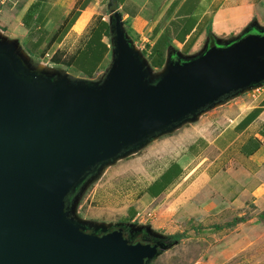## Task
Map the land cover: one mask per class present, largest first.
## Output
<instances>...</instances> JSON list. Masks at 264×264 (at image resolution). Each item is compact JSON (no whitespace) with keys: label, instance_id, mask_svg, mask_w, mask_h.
<instances>
[{"label":"water","instance_id":"water-1","mask_svg":"<svg viewBox=\"0 0 264 264\" xmlns=\"http://www.w3.org/2000/svg\"><path fill=\"white\" fill-rule=\"evenodd\" d=\"M110 14L101 81L51 73L0 34V264H149L168 242L87 230L68 195L106 162L264 82L262 27L196 55L170 50L150 81L116 3Z\"/></svg>","mask_w":264,"mask_h":264},{"label":"crops","instance_id":"crops-1","mask_svg":"<svg viewBox=\"0 0 264 264\" xmlns=\"http://www.w3.org/2000/svg\"><path fill=\"white\" fill-rule=\"evenodd\" d=\"M36 1L0 0V34L15 40L20 49L29 35L23 17ZM95 3L96 0L88 2L63 38L54 42L45 56L59 50L63 52L61 59L75 55L70 67L74 65L82 49L81 44L74 47V36L82 33L94 11L89 12L81 30L75 28L77 21L88 6L93 10ZM54 10H60L54 0H45L42 21L32 24L33 32L41 30L45 35L41 49L71 11L67 9L54 16ZM117 10L126 32L142 52H149L165 32L172 37L171 47L191 56L205 48L202 44L207 40V33L217 40H225L237 36L250 24L264 28V0H119ZM54 21L60 23L55 31L49 28ZM101 41L106 42L105 37ZM109 52L110 48L105 55ZM165 140L169 141L164 148L166 157L180 152L164 168L176 163L181 173L155 197L145 189L142 198L149 205L177 209L180 214L181 205L190 203L200 211L201 215L196 218L201 222L208 218L220 220L226 213H232L239 220L260 217L259 223L264 225V88L229 100ZM193 161L197 164L190 166ZM249 209L251 216L245 217ZM249 238L244 239L249 245L239 252L244 256L251 252L248 246L253 239ZM236 249H229L230 258L239 254Z\"/></svg>","mask_w":264,"mask_h":264},{"label":"rangeland","instance_id":"rangeland-1","mask_svg":"<svg viewBox=\"0 0 264 264\" xmlns=\"http://www.w3.org/2000/svg\"><path fill=\"white\" fill-rule=\"evenodd\" d=\"M82 1L54 0L60 10H54L53 15L57 16L59 12L61 14L67 9L73 10L75 7H79ZM110 3L111 0H96L93 10L91 6H88L77 21L75 28L81 30L87 22L89 12L94 11V14L82 33L79 36H74V47L81 44L82 49L86 48V38L98 19L110 21L111 14L109 11L112 7ZM59 24L54 21L49 28L54 30ZM252 27L260 29L261 26L253 25ZM241 34L216 43L227 44V41L235 40ZM105 41L109 45L110 52L107 55H102L101 58H95L91 54L89 56L82 54L78 56V60L72 67H66L62 64L52 66L48 63L53 55L51 51L48 56H44L40 61V64L43 65L41 68H48L47 71L51 73L67 72L72 79L78 81L85 79L101 81L105 78L111 62V36L105 38ZM205 41L202 45L206 48ZM139 51L142 53L140 49ZM180 54L182 53L180 52ZM144 57L147 59L145 55ZM32 60L30 59L31 63ZM27 66L31 70L34 68L33 65ZM160 72L161 70L153 69L150 81L156 80ZM90 73L93 74L92 77H88ZM52 77H55V74ZM261 87L264 88V82L259 88ZM251 91L248 90L227 98L219 106L214 105L206 108L204 113L195 118L196 120L186 121L172 131L151 137L142 146L131 149L128 153L103 164L92 176L87 177L68 195L66 207L69 209L70 216L84 225L87 230L95 233L101 232L103 229L109 231L113 227L126 225L130 226L131 229H136L137 234L142 235L141 238L164 239L169 243V246L154 257L149 264H264V225L259 223L260 217H257L256 220L247 221V219L234 218L232 213H226L220 220L208 218L201 222L196 218L201 213L193 204H182L179 210L180 215L177 213V209H165L161 205H149L147 199L142 198L148 184L160 172L165 171L167 167H164L172 159L178 157L180 152L179 150L175 151L172 156L166 157L164 148L167 147L169 141L166 142L165 139L175 135L184 126L195 123L201 115L215 111L229 100L247 95ZM195 164L197 162L193 161L190 166ZM131 208H135L136 212L141 213L139 217L141 221L135 216L132 219H127ZM250 212L252 211L249 209L244 216H251ZM189 214L193 217H184ZM179 234L181 235L177 239H172L173 236ZM250 236L253 239L251 246H248L251 252L244 256L243 252H239L246 249V244L249 242H245L244 239L245 237L250 239ZM133 237L130 236L129 238L134 239ZM234 247L237 248L239 254L232 255L230 258L229 249Z\"/></svg>","mask_w":264,"mask_h":264},{"label":"trees","instance_id":"trees-1","mask_svg":"<svg viewBox=\"0 0 264 264\" xmlns=\"http://www.w3.org/2000/svg\"><path fill=\"white\" fill-rule=\"evenodd\" d=\"M45 0H37L34 2L29 10L23 17V23L25 27L29 30L28 38L25 39L23 43V50L31 56L35 63H40L41 59L45 56L48 52V49L54 42H59L67 30L72 26L76 18L79 16L80 11L87 6L90 0H83L80 3L79 7H75V9L71 10L68 16L64 19V22L57 28V30L47 39L46 45L44 48H40L41 44L45 40V35L39 31L33 32L32 24L36 22L42 21V4ZM116 3V9L119 5V0H111V5ZM110 12V11H109ZM253 25H248L244 28L242 34L247 31L248 29L253 28ZM40 33V34H39ZM241 34V35H242ZM239 35V34H238ZM237 35V36H238ZM111 36L110 32V23L104 19H98L96 24L91 28L87 37L86 48L81 49V56L82 54L89 56V54L93 55L95 58H101V56L105 55L106 51L109 50L107 48V43L102 42L101 39L105 37L106 39ZM35 37V40L32 41L31 38ZM172 37L169 33L165 32L159 36L158 40L154 43L151 47L149 52L143 51V54L146 56L148 63L154 70H160L167 57V51L176 50L174 47H171ZM217 42L216 37L211 34L207 33V40L206 45L207 47L215 45ZM171 48V49H170ZM62 52L56 50L49 60V64L52 66H58L57 64H62L66 67H70L74 61L75 55H69V57L61 59ZM102 56V57H103ZM78 60V59H77ZM56 64V65H54ZM181 173V168L178 164L173 163L171 164L165 171H163L150 185L146 187V192L149 193L151 196L155 197L162 193L168 186L171 184L175 178L179 176ZM136 214V209L131 208L129 210V215L127 219H132ZM179 235H175L172 238L177 239Z\"/></svg>","mask_w":264,"mask_h":264},{"label":"flooded vegetation","instance_id":"flooded-vegetation-1","mask_svg":"<svg viewBox=\"0 0 264 264\" xmlns=\"http://www.w3.org/2000/svg\"><path fill=\"white\" fill-rule=\"evenodd\" d=\"M118 228H121L123 230V233L126 234V236L129 238L130 236H134L133 238L134 239H130L131 242H136L138 240L141 239V236L142 235H138L137 234V230L136 229H131L130 226H126V225H120V226H117V227H113L111 230L109 231H112V230H116ZM173 239V238H172ZM145 241L146 242H157V241H165L164 239H160V238H155V237H150V238H145Z\"/></svg>","mask_w":264,"mask_h":264},{"label":"built area","instance_id":"built-area-1","mask_svg":"<svg viewBox=\"0 0 264 264\" xmlns=\"http://www.w3.org/2000/svg\"><path fill=\"white\" fill-rule=\"evenodd\" d=\"M257 90H259V87H258V88H255V89H253V90H252V92H253V91H255V92H256ZM140 215H141V213H140V212H136V214H135V218L141 221V219H139Z\"/></svg>","mask_w":264,"mask_h":264}]
</instances>
